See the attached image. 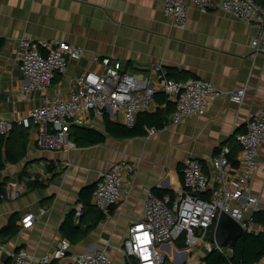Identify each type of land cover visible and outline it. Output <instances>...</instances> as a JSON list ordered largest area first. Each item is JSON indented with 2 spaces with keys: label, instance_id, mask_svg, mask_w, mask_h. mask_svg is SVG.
Wrapping results in <instances>:
<instances>
[{
  "label": "crops",
  "instance_id": "crops-1",
  "mask_svg": "<svg viewBox=\"0 0 264 264\" xmlns=\"http://www.w3.org/2000/svg\"><path fill=\"white\" fill-rule=\"evenodd\" d=\"M256 1L264 4V0ZM163 6V0H0V117L26 113L42 103L47 93L67 95L71 75L102 67L95 62V55H110L119 59L125 69L136 72L160 62L179 80L200 77L223 89L247 86L242 102L223 94L216 97L206 113L180 122L172 121L174 104L158 91L156 109H163L166 118L162 125H155L157 131L152 135L147 134L150 125H145L146 134L134 136L107 132L104 118L125 124L122 111L115 118L108 112L92 115L89 123H71V135L75 126H88L105 133L104 140L76 145L70 151L39 147L35 142L36 127H26L29 138L24 156L0 169V180L9 181L22 172L31 178L28 191L0 200V231L13 214H17L19 226L12 236L0 233V242L6 249L26 247L42 254L51 251L59 238L67 237L70 250L56 259V264H73L79 252L101 248L110 252L113 264H133L121 248L129 226L143 215L149 192L176 198L184 188L182 167L189 157L201 159L204 170L212 177L211 186L215 179L212 158L221 144L240 146L235 134L246 129L264 97V43L259 47L253 44L255 38L264 39V27L223 9L203 11L193 3L188 4L185 25L179 26L164 13ZM22 37L81 44L85 53L69 61L67 72L57 74L48 91L34 90L25 97L20 90L23 73L17 60ZM258 160L250 186L261 197L256 215L261 220L256 219L264 229V140ZM115 162L126 163L123 171L124 186L130 189L128 195L108 210L91 202L78 215L80 191L95 186L106 165ZM74 210L73 217L68 218ZM26 211L35 213L28 227L20 221ZM180 239L161 246L165 259L169 255L170 264H200L201 258L195 252L181 258L176 249L185 245L178 244ZM3 251L6 250L0 252V264L6 263ZM255 264H264V256Z\"/></svg>",
  "mask_w": 264,
  "mask_h": 264
},
{
  "label": "built area",
  "instance_id": "built-area-1",
  "mask_svg": "<svg viewBox=\"0 0 264 264\" xmlns=\"http://www.w3.org/2000/svg\"><path fill=\"white\" fill-rule=\"evenodd\" d=\"M164 13L171 15L173 23L183 26L187 20L188 4L193 3L203 11L223 9L248 23H259L264 27V4L256 0H163ZM264 39L255 38L257 47ZM85 53L81 44L64 40L35 39L22 37L17 48V60L23 73L21 93L28 97L34 90H45L52 86L57 74L67 72L71 59H80ZM100 69L89 68L68 78L70 90L67 95L47 93L45 100L22 115L11 118L0 117V134L8 133L15 122L35 126L36 144L41 148L64 149L76 147L70 132L71 123L86 124L91 116H102L108 112L115 118L122 111L124 122L132 127L137 112L156 109L155 94L163 91L174 104L171 113L173 122L206 113L211 103L220 95L242 102L247 86L223 89L211 80L200 77L176 79L160 62L148 65L143 71L125 69L121 61L110 55L94 56ZM157 127H147L152 135ZM240 144L237 162L229 154V142L221 144L212 158L215 179L204 170L201 159L189 157L184 160L182 175L184 188L176 198L170 194L159 196L153 191L147 195L144 212L129 226L122 251L133 264H164L165 255L161 246L183 238L185 246L176 249L181 258L195 252L204 264L203 256L217 250L226 256L233 253L232 246L221 245L207 239L210 228L222 211L228 212L249 233H259L262 225L256 219L261 197L252 190L250 181L259 166L258 151L264 140V97L260 108L249 118L246 129L235 134ZM126 163L106 165L96 182L91 202L101 210H108L129 193L126 188ZM132 169L131 166H128ZM30 176L25 173L9 180L2 198L18 196L29 190ZM84 203L76 204V213H83ZM41 210H44L41 208ZM35 213L26 211L21 217L23 226L34 222ZM71 241L67 237L57 240L54 248L37 254L26 247L8 250L0 242V252L10 254V264H47L67 255ZM73 264H113L110 252L105 249H86L75 255Z\"/></svg>",
  "mask_w": 264,
  "mask_h": 264
},
{
  "label": "trees",
  "instance_id": "trees-1",
  "mask_svg": "<svg viewBox=\"0 0 264 264\" xmlns=\"http://www.w3.org/2000/svg\"><path fill=\"white\" fill-rule=\"evenodd\" d=\"M169 75H172L168 71ZM163 92V91H159ZM166 115L163 109L158 108L155 111L141 110L136 116V122L132 127L126 126L123 123L111 120L105 117V127L107 132L116 136H134L138 134H146L145 125H162ZM77 145H90L104 140L105 133L98 131L88 126H75L72 132ZM29 138L28 128L15 122L12 129L6 134H0V169H3L7 162H16L20 160L24 154ZM240 150V146H233L229 154L233 162H237L236 154ZM25 174L20 173L18 177ZM8 180H0V200L1 194L5 193V184ZM29 185L31 182L29 181ZM94 185L84 187L80 193L79 198L84 203V206L92 204L91 194ZM154 192V191H153ZM157 195L162 193L154 192ZM260 212V210L258 211ZM257 212V213H258ZM75 210L70 213L68 218L73 217ZM257 215V214H256ZM102 213L100 214L101 217ZM259 220L261 218L257 217ZM17 214H13L9 222L1 229L0 233L6 236L15 234L19 226L16 224ZM180 246L185 245V241L181 238L178 242ZM264 256V229L259 233L246 232L243 236L239 237L231 256H226L220 251L212 250L203 256L204 264H255ZM5 264H10V258L6 260ZM47 264H56V259Z\"/></svg>",
  "mask_w": 264,
  "mask_h": 264
},
{
  "label": "water",
  "instance_id": "water-1",
  "mask_svg": "<svg viewBox=\"0 0 264 264\" xmlns=\"http://www.w3.org/2000/svg\"><path fill=\"white\" fill-rule=\"evenodd\" d=\"M246 233L243 226L228 212L222 211L214 225L210 228L209 237L221 245L234 247L238 238ZM2 257L6 261L10 258L7 251H3Z\"/></svg>",
  "mask_w": 264,
  "mask_h": 264
},
{
  "label": "rangeland",
  "instance_id": "rangeland-1",
  "mask_svg": "<svg viewBox=\"0 0 264 264\" xmlns=\"http://www.w3.org/2000/svg\"><path fill=\"white\" fill-rule=\"evenodd\" d=\"M207 239H208V240H211L210 237H209V235L207 236ZM211 241H213V240H211ZM171 262H172V261L170 260L169 255H167V256H166V259H165V261H164V264H170Z\"/></svg>",
  "mask_w": 264,
  "mask_h": 264
}]
</instances>
